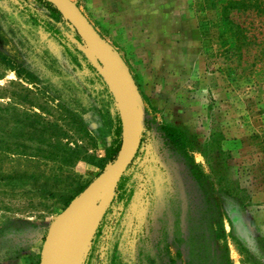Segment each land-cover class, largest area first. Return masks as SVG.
<instances>
[{"label":"rangeland","instance_id":"1","mask_svg":"<svg viewBox=\"0 0 264 264\" xmlns=\"http://www.w3.org/2000/svg\"><path fill=\"white\" fill-rule=\"evenodd\" d=\"M71 1L128 65L145 121L139 147L121 174L127 201L111 203L113 183L96 192L64 224L48 264H68L77 232L96 211L82 253L72 261L85 264L92 234L109 206L108 225L90 264H264V61L251 66L255 47L244 56L243 71L227 58L217 18L222 0ZM27 13L52 27L61 43L77 44L98 66L124 127L112 82L129 111L130 100L115 66L37 0H0V51L44 74L40 56L48 48L82 90L84 103L93 102L87 70L74 68L49 33L29 26ZM233 19L264 39L263 17L239 13ZM0 74V95H6L15 75L1 66ZM86 120L90 129L99 125L93 111ZM164 125L186 134L187 155L167 149ZM32 160L0 154V264H39L55 218L103 171L78 161L67 177L52 163ZM33 172L55 178L35 182L28 177ZM17 174L24 175L5 178Z\"/></svg>","mask_w":264,"mask_h":264},{"label":"trees","instance_id":"2","mask_svg":"<svg viewBox=\"0 0 264 264\" xmlns=\"http://www.w3.org/2000/svg\"><path fill=\"white\" fill-rule=\"evenodd\" d=\"M37 1L47 8L55 21H63L60 12L50 1ZM239 13H253L264 18V0H222L219 5L217 18L227 44L225 54L230 61H236L237 69L243 71L245 67L241 62L254 47L256 54L251 66L264 61V39H259L249 31L250 28L233 19V15ZM26 15L29 26L43 29L63 47L65 57L74 68L87 70L86 83L94 94L93 102L84 103L82 90L65 76L48 48H42L40 56L44 74L0 51V66L15 75V79L8 81L11 86L9 91L4 89L6 95H0V98L9 99L4 106L0 103V154L24 155L33 159L34 164L41 160L52 163L56 169L67 172V177L78 161L95 164L103 170L105 164L116 158L122 144V119L114 95L98 66L77 44L61 43L52 35L54 29L43 23L40 17L32 13ZM75 38L81 42L77 35ZM2 77L3 74H0V79ZM89 111L99 117V125L94 129L89 128L86 120ZM162 131L167 149L187 155L188 143L183 131L169 125L162 126ZM99 149H103V156L97 155ZM52 174L33 172L28 177L36 182L40 177L54 179L55 175ZM23 175H8L5 178L11 180ZM88 183L82 185L79 191ZM124 184L125 178L121 176L114 188L111 203L127 201L129 193H125ZM110 212L109 206L97 223L85 264H90L99 246V238L105 225H108L106 217Z\"/></svg>","mask_w":264,"mask_h":264},{"label":"water","instance_id":"3","mask_svg":"<svg viewBox=\"0 0 264 264\" xmlns=\"http://www.w3.org/2000/svg\"><path fill=\"white\" fill-rule=\"evenodd\" d=\"M80 36L81 40L102 53L117 69L129 95L130 115L128 119L129 140L125 144L122 122V144L116 158L107 164L88 185L55 218L43 244L39 264H48L52 249L64 226L80 208L104 187L116 183L133 159L140 141L145 121V106L135 79L121 55L90 24L71 0H48ZM121 115V113H120ZM122 119V117H121Z\"/></svg>","mask_w":264,"mask_h":264},{"label":"bare ground","instance_id":"4","mask_svg":"<svg viewBox=\"0 0 264 264\" xmlns=\"http://www.w3.org/2000/svg\"><path fill=\"white\" fill-rule=\"evenodd\" d=\"M112 85H113V89H114V92L116 94V97L120 100V104H121L122 110H123V115H124V118H123L124 119L123 135H124V129H125V137L127 136V139L126 140L124 139V141L126 144L129 140L128 119H129V115L131 112L128 110V106L125 104L123 96L119 91V88L116 86V84H114V82H112ZM122 122H123V120H122ZM95 212L96 211H94L91 214L89 220H87L86 223L84 224V226H82L81 230H79L77 232V235L72 242V246L70 247L71 251L69 254L70 256H69L68 264H72V261H75L80 257V254L82 253L83 247H84L86 240H87L88 228L90 226L91 220L95 216Z\"/></svg>","mask_w":264,"mask_h":264}]
</instances>
